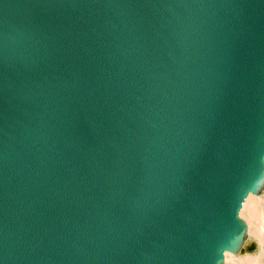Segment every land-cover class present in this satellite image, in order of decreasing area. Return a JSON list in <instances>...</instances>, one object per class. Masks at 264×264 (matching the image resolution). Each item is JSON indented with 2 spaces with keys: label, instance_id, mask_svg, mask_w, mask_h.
Segmentation results:
<instances>
[{
  "label": "water",
  "instance_id": "1",
  "mask_svg": "<svg viewBox=\"0 0 264 264\" xmlns=\"http://www.w3.org/2000/svg\"><path fill=\"white\" fill-rule=\"evenodd\" d=\"M264 188V0H0V264H222Z\"/></svg>",
  "mask_w": 264,
  "mask_h": 264
},
{
  "label": "rangeland",
  "instance_id": "2",
  "mask_svg": "<svg viewBox=\"0 0 264 264\" xmlns=\"http://www.w3.org/2000/svg\"><path fill=\"white\" fill-rule=\"evenodd\" d=\"M249 194V193H248ZM252 195L256 196L258 199V207L261 208V210H264V188H262V190L260 191V193L258 194H254L251 193ZM259 195V196H258ZM247 214V210L243 209L241 212V217L243 218L244 222L246 223V236L244 238V241L242 243V246L240 248L239 251L237 252H230V251H225L224 252V256H227L228 259V255H230V259H223V263L222 264H234L236 262H238L239 258H244L247 257L249 259H255V261L257 262V264H264V239H260L258 238L253 232H248V214ZM243 215V216H242ZM244 216L246 218H244ZM250 255V256H249ZM243 256V257H242ZM255 256V258L253 257ZM234 258V259H233Z\"/></svg>",
  "mask_w": 264,
  "mask_h": 264
},
{
  "label": "bare ground",
  "instance_id": "3",
  "mask_svg": "<svg viewBox=\"0 0 264 264\" xmlns=\"http://www.w3.org/2000/svg\"><path fill=\"white\" fill-rule=\"evenodd\" d=\"M262 203H264V202H262ZM258 204L259 203H258L257 197L252 195L251 193H249L244 198V200L242 202V205H241L240 210H239V216L241 217V212L243 209L247 210V214H248L247 223L249 226L248 232H250V233L253 232L258 238L264 239V210H261V208L258 207ZM262 207H264V206H262ZM247 214H245V215H247ZM244 218H246V217L244 216ZM226 255L224 256V259H227ZM229 257H230V255H228V259H230ZM247 257L239 258L238 262H236L234 264H257L255 259L253 260V259H249ZM253 257L255 258V256H253Z\"/></svg>",
  "mask_w": 264,
  "mask_h": 264
}]
</instances>
